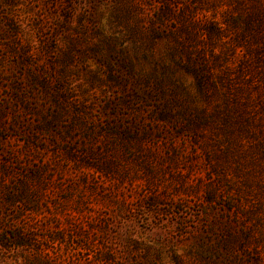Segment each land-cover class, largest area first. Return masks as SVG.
<instances>
[{
    "label": "rangeland",
    "instance_id": "obj_1",
    "mask_svg": "<svg viewBox=\"0 0 264 264\" xmlns=\"http://www.w3.org/2000/svg\"><path fill=\"white\" fill-rule=\"evenodd\" d=\"M263 8L0 0V264H264L255 141L154 113L220 101L200 92L183 11L230 23ZM236 39L219 40L224 67Z\"/></svg>",
    "mask_w": 264,
    "mask_h": 264
},
{
    "label": "trees",
    "instance_id": "obj_2",
    "mask_svg": "<svg viewBox=\"0 0 264 264\" xmlns=\"http://www.w3.org/2000/svg\"><path fill=\"white\" fill-rule=\"evenodd\" d=\"M182 17L185 20L181 29L187 33L188 43L195 46L191 70L196 74L200 92L209 101L216 95L220 101L209 107L193 102L173 105L164 100L154 110L156 117L179 123L194 134L212 125L227 136L237 133L249 137L264 156V8L245 9L230 23L206 13L189 16L183 11ZM228 27L238 31L239 40L235 42L242 48L240 61L233 68L222 65L225 52L217 50ZM185 44L179 42L181 46Z\"/></svg>",
    "mask_w": 264,
    "mask_h": 264
}]
</instances>
